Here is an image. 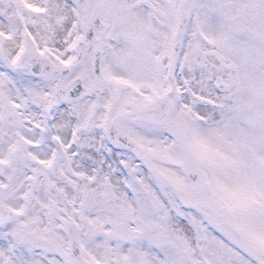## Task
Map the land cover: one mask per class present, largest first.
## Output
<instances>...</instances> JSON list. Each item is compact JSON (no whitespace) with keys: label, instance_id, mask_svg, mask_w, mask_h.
<instances>
[{"label":"snow or ice","instance_id":"1","mask_svg":"<svg viewBox=\"0 0 264 264\" xmlns=\"http://www.w3.org/2000/svg\"><path fill=\"white\" fill-rule=\"evenodd\" d=\"M0 264H264V0H0Z\"/></svg>","mask_w":264,"mask_h":264}]
</instances>
